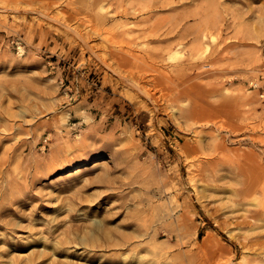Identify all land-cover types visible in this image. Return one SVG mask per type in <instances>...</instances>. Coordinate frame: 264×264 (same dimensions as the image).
Returning a JSON list of instances; mask_svg holds the SVG:
<instances>
[{
    "label": "rangeland",
    "instance_id": "obj_1",
    "mask_svg": "<svg viewBox=\"0 0 264 264\" xmlns=\"http://www.w3.org/2000/svg\"><path fill=\"white\" fill-rule=\"evenodd\" d=\"M0 264H264V0H0Z\"/></svg>",
    "mask_w": 264,
    "mask_h": 264
},
{
    "label": "bare ground",
    "instance_id": "obj_2",
    "mask_svg": "<svg viewBox=\"0 0 264 264\" xmlns=\"http://www.w3.org/2000/svg\"><path fill=\"white\" fill-rule=\"evenodd\" d=\"M92 29V28H91ZM103 33V32H102ZM111 62V61H110ZM138 83V82H137ZM145 85V84H144ZM101 220V219H100ZM262 221V220H261ZM109 233V232H108ZM132 243V242H131ZM126 246V245H125ZM261 248V247H260ZM124 256V255H123ZM31 261V260H30Z\"/></svg>",
    "mask_w": 264,
    "mask_h": 264
}]
</instances>
